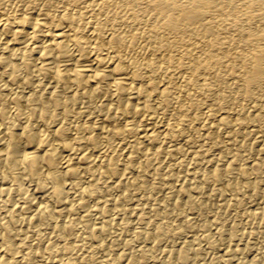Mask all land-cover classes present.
Wrapping results in <instances>:
<instances>
[{"label": "bare ground", "instance_id": "bare-ground-1", "mask_svg": "<svg viewBox=\"0 0 264 264\" xmlns=\"http://www.w3.org/2000/svg\"><path fill=\"white\" fill-rule=\"evenodd\" d=\"M0 264H264V0H0Z\"/></svg>", "mask_w": 264, "mask_h": 264}]
</instances>
